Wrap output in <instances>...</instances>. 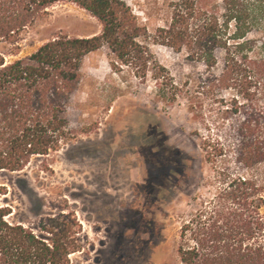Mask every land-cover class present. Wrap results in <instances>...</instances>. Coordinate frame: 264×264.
<instances>
[{"label": "trees", "instance_id": "1", "mask_svg": "<svg viewBox=\"0 0 264 264\" xmlns=\"http://www.w3.org/2000/svg\"><path fill=\"white\" fill-rule=\"evenodd\" d=\"M59 4L85 11L100 31L57 35L7 61ZM146 38L123 0H0V172L22 171L74 139L65 115L83 60L106 48L112 66L151 82L157 102L183 105L199 126L191 135L211 176L180 220L177 264H264V0L171 1L153 41L184 55L186 75L161 65ZM11 214L0 206V264H69L81 251L72 214L41 220L39 234Z\"/></svg>", "mask_w": 264, "mask_h": 264}, {"label": "rangeland", "instance_id": "2", "mask_svg": "<svg viewBox=\"0 0 264 264\" xmlns=\"http://www.w3.org/2000/svg\"><path fill=\"white\" fill-rule=\"evenodd\" d=\"M146 31L153 57L176 77L189 74L183 54L153 36L173 0H123ZM100 26L85 11L59 4L6 60L23 58L57 35L88 37ZM106 48L88 55L66 111L74 139L59 152L33 158L19 172H0V206L9 220L38 232L46 218L72 214L82 242L69 264H177L179 223L208 193L211 176L191 134L199 126L183 105L157 102L114 64Z\"/></svg>", "mask_w": 264, "mask_h": 264}]
</instances>
